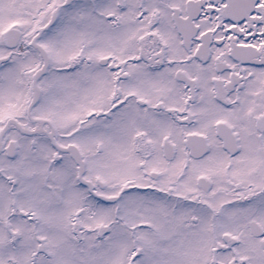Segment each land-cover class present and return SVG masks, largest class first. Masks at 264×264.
Here are the masks:
<instances>
[{
  "label": "snow or ice",
  "instance_id": "snow-or-ice-1",
  "mask_svg": "<svg viewBox=\"0 0 264 264\" xmlns=\"http://www.w3.org/2000/svg\"><path fill=\"white\" fill-rule=\"evenodd\" d=\"M0 264H264V0H0Z\"/></svg>",
  "mask_w": 264,
  "mask_h": 264
}]
</instances>
